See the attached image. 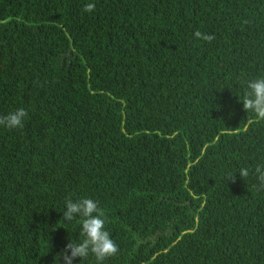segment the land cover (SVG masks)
I'll return each mask as SVG.
<instances>
[{
  "label": "trees",
  "instance_id": "trees-1",
  "mask_svg": "<svg viewBox=\"0 0 264 264\" xmlns=\"http://www.w3.org/2000/svg\"><path fill=\"white\" fill-rule=\"evenodd\" d=\"M260 75L264 0H0V264H58L85 196L106 264H264Z\"/></svg>",
  "mask_w": 264,
  "mask_h": 264
},
{
  "label": "clouds",
  "instance_id": "clouds-1",
  "mask_svg": "<svg viewBox=\"0 0 264 264\" xmlns=\"http://www.w3.org/2000/svg\"><path fill=\"white\" fill-rule=\"evenodd\" d=\"M94 5L86 4L84 10L90 12ZM197 39H211L196 32ZM243 107L246 111L254 113L264 120V75L250 79L246 82ZM27 110L17 108L5 116H0V126L16 129L23 126ZM257 179L264 182V165L256 167ZM242 176L248 175V170L243 169ZM63 221L78 225V235L69 236V242L58 256V264H85L91 257L94 264H106L119 252L117 242L112 238L107 228L108 218L99 201L92 197L68 198L63 202ZM67 225V224H66Z\"/></svg>",
  "mask_w": 264,
  "mask_h": 264
}]
</instances>
